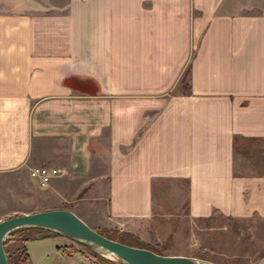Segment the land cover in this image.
I'll return each instance as SVG.
<instances>
[{
    "label": "crops",
    "instance_id": "1",
    "mask_svg": "<svg viewBox=\"0 0 264 264\" xmlns=\"http://www.w3.org/2000/svg\"><path fill=\"white\" fill-rule=\"evenodd\" d=\"M0 5V190L51 177L11 206L195 259L235 222L237 249L264 251V0ZM16 244L18 264H90L45 230Z\"/></svg>",
    "mask_w": 264,
    "mask_h": 264
},
{
    "label": "water",
    "instance_id": "2",
    "mask_svg": "<svg viewBox=\"0 0 264 264\" xmlns=\"http://www.w3.org/2000/svg\"><path fill=\"white\" fill-rule=\"evenodd\" d=\"M23 229H41L61 236L93 254L112 257L120 264H209L183 257L164 256L106 238L68 210L22 214L0 221V264H9L4 243L10 234Z\"/></svg>",
    "mask_w": 264,
    "mask_h": 264
},
{
    "label": "rangeland",
    "instance_id": "3",
    "mask_svg": "<svg viewBox=\"0 0 264 264\" xmlns=\"http://www.w3.org/2000/svg\"><path fill=\"white\" fill-rule=\"evenodd\" d=\"M2 8V5H0V9ZM22 183L25 185L26 189H20L14 187V185L11 183V185L6 189V192L8 194H4V191L0 190V220L14 217L21 215L23 211L22 208H19L21 210H17V207L11 206L12 201L14 200L15 195L13 192H17L18 196L22 198L21 200H24L22 204L25 203V200L27 201L29 197V186L33 187V189H37V191L40 190L39 186H37V182L30 177V175H24L23 174V180ZM35 185V186H34ZM34 191V190H33ZM5 192V193H6ZM15 209V211H14ZM222 223V222H221ZM227 227L225 231H222L219 227L215 228V232L211 235L204 236V232L202 233L201 237H199V243L195 244L197 252L195 255L198 257V260L204 261L206 263H213V264H258L261 259L264 256V251L262 250L264 247V244H254V248L260 250V253H258L257 258L253 257L255 256V253L252 250H250V247H253L252 245L246 246L245 249L242 248V251H239L237 247L241 249V245L234 244L231 240L235 238L237 235V231H245L247 228L238 227L235 222H228ZM251 230V229H250ZM254 231H262L264 233V229H253ZM103 236H111L109 231H100ZM15 236V235H14ZM13 236V237H14ZM20 235H18L19 237ZM235 236V237H234ZM213 240V242H210V240ZM238 239V238H237ZM12 241V237H8L5 240V253L8 259V262L11 264H18L21 263L22 260V254L19 251V244L16 245H10V242ZM75 249L82 251L87 257L90 259V264H120L117 260L113 259L112 257H102L110 262L106 263L103 262L98 257H95L93 253L86 250L85 248L71 242ZM213 243V244H212ZM144 244V243H143ZM170 242H165L162 244L157 243H150L149 245H146L147 247H150L155 252H157L159 255H167L170 252H168V248L170 247ZM248 247V248H247ZM232 249L235 251L232 252ZM251 258V259H250ZM264 262V261H261ZM210 264V263H209Z\"/></svg>",
    "mask_w": 264,
    "mask_h": 264
},
{
    "label": "trees",
    "instance_id": "4",
    "mask_svg": "<svg viewBox=\"0 0 264 264\" xmlns=\"http://www.w3.org/2000/svg\"><path fill=\"white\" fill-rule=\"evenodd\" d=\"M23 230H28V229H23ZM23 230L16 231V232L10 234L9 237H13L14 235L18 234L20 231H23ZM99 234H101V233H99ZM109 234L111 236H105L108 239H111L113 241L120 242L122 244L131 246V247L147 249V250H150V251L158 254L157 252H155L150 247H147L146 245H144L138 238L132 236L131 234L124 233V232H120V233L119 232H111ZM4 246H5V243H4ZM94 255H95V257H98L99 259H101L103 262H106V263L110 262V261L102 258L99 255H96V254H94ZM9 264H11V263H9ZM111 264H113V263H111Z\"/></svg>",
    "mask_w": 264,
    "mask_h": 264
},
{
    "label": "built area",
    "instance_id": "5",
    "mask_svg": "<svg viewBox=\"0 0 264 264\" xmlns=\"http://www.w3.org/2000/svg\"><path fill=\"white\" fill-rule=\"evenodd\" d=\"M30 176L36 179L39 183V186L42 188L48 185L51 178L48 172L43 168H35L31 170Z\"/></svg>",
    "mask_w": 264,
    "mask_h": 264
}]
</instances>
